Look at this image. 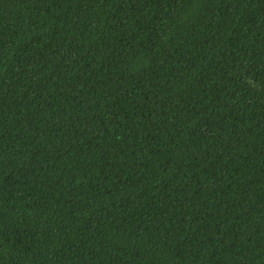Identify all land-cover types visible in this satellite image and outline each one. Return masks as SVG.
Returning a JSON list of instances; mask_svg holds the SVG:
<instances>
[{
  "label": "trees",
  "instance_id": "16d2710c",
  "mask_svg": "<svg viewBox=\"0 0 264 264\" xmlns=\"http://www.w3.org/2000/svg\"><path fill=\"white\" fill-rule=\"evenodd\" d=\"M0 264H264V0H0Z\"/></svg>",
  "mask_w": 264,
  "mask_h": 264
}]
</instances>
